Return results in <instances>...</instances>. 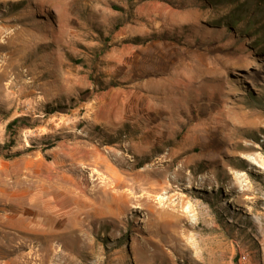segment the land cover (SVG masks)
<instances>
[{"label":"rangeland","instance_id":"374dc122","mask_svg":"<svg viewBox=\"0 0 264 264\" xmlns=\"http://www.w3.org/2000/svg\"><path fill=\"white\" fill-rule=\"evenodd\" d=\"M0 264H264V0H0Z\"/></svg>","mask_w":264,"mask_h":264},{"label":"bare ground","instance_id":"6f19581e","mask_svg":"<svg viewBox=\"0 0 264 264\" xmlns=\"http://www.w3.org/2000/svg\"><path fill=\"white\" fill-rule=\"evenodd\" d=\"M21 41H22L21 48L23 50L25 48V43L23 42L22 37H21ZM158 95H159L158 93H149V95L148 96H145V98H147L148 101H154V100H157L158 99V97H157ZM133 116L134 115H132V117ZM143 185H145V183ZM116 187H119V186L116 185ZM145 190H147V188ZM154 190H156V189H154ZM126 200H127V202H133L134 201L133 199L130 198V196H129V199L127 198Z\"/></svg>","mask_w":264,"mask_h":264},{"label":"built area","instance_id":"2783aa9c","mask_svg":"<svg viewBox=\"0 0 264 264\" xmlns=\"http://www.w3.org/2000/svg\"><path fill=\"white\" fill-rule=\"evenodd\" d=\"M245 259H246L245 256L240 255V260H241V261H245Z\"/></svg>","mask_w":264,"mask_h":264}]
</instances>
